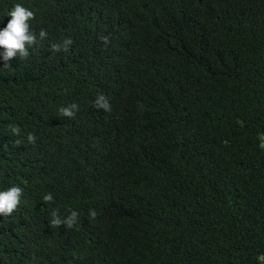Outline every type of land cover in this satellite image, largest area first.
Wrapping results in <instances>:
<instances>
[{
	"label": "trees",
	"instance_id": "trees-1",
	"mask_svg": "<svg viewBox=\"0 0 264 264\" xmlns=\"http://www.w3.org/2000/svg\"><path fill=\"white\" fill-rule=\"evenodd\" d=\"M17 3L37 44L0 58V188L24 189L0 264H264V0H0V27Z\"/></svg>",
	"mask_w": 264,
	"mask_h": 264
},
{
	"label": "clouds",
	"instance_id": "clouds-1",
	"mask_svg": "<svg viewBox=\"0 0 264 264\" xmlns=\"http://www.w3.org/2000/svg\"><path fill=\"white\" fill-rule=\"evenodd\" d=\"M10 17L7 25L5 27H0V58L3 59L4 65L9 64V62L19 57H27L29 55V50L37 44V36L30 30V21L34 19L35 14L30 8H26L23 4L17 3L15 6L6 14ZM2 23V21H0ZM47 36L46 30H41L39 33V38L43 40ZM72 41L67 39L63 41V47L65 50L70 46ZM62 45L54 44L52 48L54 51H60ZM95 104L99 108L105 110L109 109V104L106 98L101 95L98 96ZM79 111V105L77 103H72L70 106L61 109V113L64 116L72 118L75 116L76 112ZM14 134H19V127L12 128ZM29 142L34 143L36 137L34 134H28L27 137ZM24 189L17 185H12L6 188H0V215L10 216L20 205ZM54 200L52 193H47L43 196V201L45 203H50ZM91 216L95 217L96 212L91 211ZM78 213L73 211L67 218L61 219L58 214L53 213V220L51 224L53 226L59 227L61 224H65L68 227H72L76 222Z\"/></svg>",
	"mask_w": 264,
	"mask_h": 264
}]
</instances>
